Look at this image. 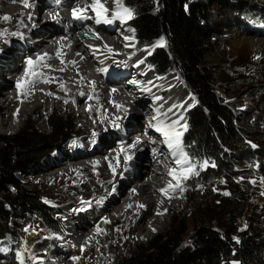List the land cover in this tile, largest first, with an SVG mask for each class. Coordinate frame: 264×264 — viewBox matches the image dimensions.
I'll return each mask as SVG.
<instances>
[{"label": "bare ground", "instance_id": "6f19581e", "mask_svg": "<svg viewBox=\"0 0 264 264\" xmlns=\"http://www.w3.org/2000/svg\"><path fill=\"white\" fill-rule=\"evenodd\" d=\"M106 2L109 9L114 8L113 0ZM29 3L31 7L25 8L19 0H0V18H11L7 22L0 21V32L7 30L5 35L0 36V134L10 133L20 122L40 111L54 109L58 103L62 104L60 109L68 115L78 118L90 116L85 121L78 119L82 128L74 133L76 140L69 142L64 152L54 153L52 159L44 160L37 167L39 172L30 179L53 194L65 191L75 194L59 197L60 203L58 200L52 205V209L58 213L55 232L60 235H49L52 238V251L43 254V264H81L80 261L97 264L96 258H90V253L103 249L102 241L107 235L109 237L107 233H96L97 226L102 229L106 227L107 224L103 223L105 218L111 225L118 222L128 224V227L122 228L124 241L128 242L150 239L167 227V215L177 209L184 210L185 193L191 190L189 184L192 179L186 182L183 192H160L171 179L168 176L169 168L175 165L153 125L154 117L158 115L157 109L159 113H165L169 108L172 109L168 112L171 119L183 115L185 120L182 123H185L194 106L191 98L194 94L180 73L176 76L168 73L156 78L157 69L149 64L144 65L145 62L139 63L142 59L145 61L148 53L143 51V57H135V44L132 43L136 39H125L133 36V32L129 31L132 28L128 26L132 19L123 24L116 21L98 25L90 10L89 19H74L72 9L91 4L92 0H61L59 5L56 0H29ZM127 5L138 13L144 3L139 8L132 7L131 3ZM53 16L58 19L53 20ZM40 22L56 25L45 30L39 26ZM57 27L61 29L57 30ZM117 28H122V31L118 29L115 33ZM108 48L112 51L109 52ZM58 51L60 58H57ZM45 53L50 57L45 62L54 70L42 71L45 77L55 78L54 81L37 84L31 94H27V88L18 90L16 85L24 76L26 61L29 58L35 60ZM61 59L65 61L64 64H61ZM117 65L121 67L117 68ZM139 66L145 72H138ZM61 68L64 70L59 71ZM61 84L65 86L63 90ZM60 91L65 95H61ZM163 93L167 94L165 98L161 97ZM89 108L91 111H88ZM92 113H96V117L91 116ZM141 118L145 126L143 122L139 123ZM40 120L46 122L44 118ZM113 121L119 124V128L114 126ZM93 133H96L95 137ZM137 139L142 143L137 144ZM133 144L136 146L130 147ZM101 145L103 149H100ZM188 146L186 150L198 163L195 150ZM149 147L156 150L155 154L153 150L150 151L151 157L147 155ZM122 148L133 157L127 163L121 154ZM61 158L64 160L60 161ZM110 165L116 167L115 176ZM92 175L96 185L89 186L90 190L88 187L90 195H79L82 191L79 192L76 184L70 182L79 176L87 179ZM80 184L81 187L90 185L87 181ZM169 196L172 198L169 199ZM82 201L91 202V206ZM81 208L86 210L79 211ZM24 226L28 231L19 248L27 247V257L34 243L47 235V229L39 223L29 224L28 221L24 222ZM89 237L92 239L89 240ZM82 246L84 251H81ZM74 257L79 259L74 260Z\"/></svg>", "mask_w": 264, "mask_h": 264}, {"label": "trees", "instance_id": "16d2710c", "mask_svg": "<svg viewBox=\"0 0 264 264\" xmlns=\"http://www.w3.org/2000/svg\"><path fill=\"white\" fill-rule=\"evenodd\" d=\"M147 1L126 0L132 7ZM158 2L159 13H148L142 9L128 26L135 29V39L142 46L152 45L164 37L166 46L156 48L148 57V63L163 75L173 71L180 73L195 95L196 105L188 113L189 130L184 138L185 143L193 147L196 157L212 162L218 169L200 173L195 182L209 181L208 177L215 178L217 174L231 176L233 172H242L246 167L254 170L264 166V151L253 148L250 143L261 141L258 136L260 121L247 113L231 115L213 90L214 70H211L216 53L214 42L222 40V32L217 28L221 26L218 24L239 26L244 21L250 22L253 17L261 15L257 12L258 8L263 9L264 1ZM217 10L221 13H216ZM261 92L263 90L252 93L251 97L264 101V92ZM45 119L47 132L40 131L32 119H27L16 134L0 137V241L15 234L10 227L11 219L22 213H37L51 226L50 216L55 211L42 205L35 192L25 188L16 177L18 174H33L39 163L52 153H62L76 126L55 111H49ZM194 141L196 145L193 146ZM218 145L234 151V155L219 156ZM238 178L245 179L242 175ZM204 212H208L207 219L211 220L197 225L189 246L180 245L187 235L186 217L173 216L168 230L157 234L147 244L137 245L118 264H222L229 256L241 264L262 263L264 235L258 226H251L248 235L244 232L236 235L233 226L238 214L233 211V206L221 203L215 218H211L213 211L205 209ZM233 237H236L235 243ZM108 252L117 256L122 254L110 247Z\"/></svg>", "mask_w": 264, "mask_h": 264}, {"label": "rangeland", "instance_id": "374dc122", "mask_svg": "<svg viewBox=\"0 0 264 264\" xmlns=\"http://www.w3.org/2000/svg\"><path fill=\"white\" fill-rule=\"evenodd\" d=\"M142 3L144 2H141V5ZM149 3H151L150 6H148ZM140 6H138V8ZM262 8H263L262 10L258 8L259 11L257 12V14H261L260 16L253 17L254 19H252L250 22L244 21L241 23L242 25L237 26L235 24L230 26L227 25L223 26V24H218L219 26H221V27L217 26V28L220 29V31L222 32L221 34L222 40L214 42L215 43L214 49L216 53L213 55V59L215 60V62L211 65V70H214L212 74L213 90L221 100L222 104L225 105L227 109L230 111L231 115L233 113L236 114L238 112L241 114L247 113L251 115V118L254 117V119L260 121L261 128L259 129L258 136L260 137L261 141H251L250 143L251 146L252 145L256 146V147L252 146L253 148H260L264 151V103H263L264 101L263 99L258 100L256 99V97L253 98L251 97L252 93H256L259 90L260 91L263 90L264 92V3L262 5ZM142 9H145L146 12L147 11L149 13L156 12L155 14H157L160 11V5L158 0H149L144 3L143 7H140L139 11H143ZM216 13L220 14L221 12L217 10ZM136 15L137 13H135V16ZM56 29L58 30L61 28L57 27ZM117 31L118 30H116L115 33ZM132 44H138V42L134 41ZM151 46L152 45H149V47L147 48H150ZM156 48H162V47H156ZM257 57H259V59H257ZM118 67L121 66L117 65V68ZM171 74L175 76L178 75L176 71L171 72ZM60 94L65 95L63 91H60ZM192 101L194 102V106H193L194 108L196 105V101L195 99H192ZM147 104L150 105L149 102ZM61 105H62L61 103H58L54 109H50L48 111H40L38 114L32 115L29 119H32L36 125V128L43 132H47L48 127L45 124V122L40 119L43 118L45 119V116L49 111H55L60 116L70 119L71 123H74L76 125L74 126L73 131L70 135L69 142H71L76 140V137L73 136L74 133H78V130L82 128L80 123L81 121L80 120L78 121V119L85 121L89 119L90 116L88 115L78 118L75 115H68L67 113L63 112L60 109ZM95 114L96 113H92L91 116L96 117ZM188 116L189 114L187 115V119H186L187 125H188ZM138 121L139 123L143 122V125L145 126L143 118L139 119ZM24 123L25 121L20 122V124H18L16 127L10 130L11 131L10 133L0 134V137L16 134L21 129ZM188 130L189 129L187 128V131ZM187 131L184 134V138ZM113 141L115 142L116 139H114ZM69 142L67 144H69ZM192 145L193 146L196 145L195 141L193 142ZM65 149L66 146L63 148L62 152H64ZM100 149H103L102 145L100 146ZM150 149H151L150 147L147 148V155L149 157H151ZM217 151H218V155L219 156L221 155V157L223 155H228V154L234 155L235 153L234 151L232 150L230 151L229 149L225 150L219 145ZM59 152L61 151L54 153H59ZM54 153L50 155L49 157L50 159H52V155ZM62 160L64 159L61 158L60 161ZM202 161L204 160L200 159L199 157L198 163ZM42 162H40L39 165ZM211 164L213 163L210 162V165ZM215 169L218 170L216 167L209 166L204 171H208V172L210 170L216 171ZM252 169H253L252 167L251 169L246 167L245 169H243L242 172H233V175L231 176L217 174L215 178L211 177L210 179L208 177L209 179L207 178V180L209 181H205V182L202 181L195 182V178L197 176L193 177L192 180L190 181L191 184H189L191 190L188 193H185L184 210L183 208L177 209L174 212L167 215L166 217L167 227L160 233H163L169 229L173 216L183 215L186 217L187 235L183 237L180 245L189 246L193 241L192 236L194 234L197 225H199L201 222L205 220L206 221L211 220V219H207L208 212L207 214H205L204 210L206 209V211H210V212L213 211L214 214L212 213L211 218H213V216L215 218L218 207L221 205V203H226L231 207L233 206V211L238 214L234 219V226H233L236 235H239L242 232L248 235L250 233L251 226L252 227L258 226L259 231L264 235V194H262L264 193V182H262V179H264V166L259 168L256 167L254 170ZM204 171H201L200 173ZM38 172H39L38 170L37 171L34 170L33 174L30 175L18 174L16 177L21 183L25 185V188H27L28 190H33L35 192L39 202L42 205H45L47 209H52L53 204L58 202L60 203L59 197L63 198L65 195H75L70 191L69 192L65 191L60 193L57 192L53 194L49 190H46L45 186L44 187L42 185L39 186V184L37 186V184L33 180H31L30 177H32ZM239 175H242L245 179L238 178ZM82 181H87L88 183H90V185L89 184L88 186L82 185L81 187L80 183ZM250 181H255V183H251ZM70 183L76 184L75 186L76 189L79 192L82 191L81 192L82 194L78 193L79 195H83L84 193H85L84 195H90L91 193V191H89L90 187L96 185L94 180V175L87 177V179H85L84 176H79ZM7 189L10 188L7 187ZM43 190L44 191L46 190L47 192L46 191L44 192ZM75 191L76 190H74V192ZM48 192L51 194V196L50 194H48ZM225 192L229 193V195H224ZM199 201L201 203H199ZM56 217H58V213L55 211V213L50 216L51 226L47 225V223L44 220H42L37 213H33V214L27 213V215L22 213L19 215V217L12 218L10 227L15 234L9 238H4L3 240H1L3 241V244H0V247L10 246L13 250L20 249L19 243H21V240L24 238L25 234H27L26 232L24 233V227H25L24 222L28 221L29 224L39 223L40 225L46 227L47 235L41 239L39 238L37 242L35 241L36 243H34L31 253H35L41 259L43 254L52 251L51 250L52 238L49 237V235L51 236L54 235L57 237H59L60 235L57 234V232H55L57 227L55 221ZM125 224L126 223H122V222L113 223V225L108 223L106 227H104V229H108V230H104V232L109 234V237L107 235V238H105L102 241L103 249H99V251L94 250L90 253V258L92 259L96 258L95 262H97V264H118L121 261V259L124 257V255L129 253V251H131L137 245L147 244L153 237L157 235L155 234L150 239H146V240L137 239V240H130L128 242L127 241L125 242L122 232L123 231L122 228L124 229L128 227V224L126 225ZM212 227H213V222H212ZM213 229L215 231L217 230L215 228ZM235 240L236 237H233L234 243ZM9 241L11 242L10 244ZM109 247L112 250L118 249L119 251H121L122 254L118 256L113 255L112 253L108 252ZM97 258L99 260H97ZM81 259L84 260V257H82ZM233 261H235L236 264H241L235 258L230 256L225 258L222 261V264H232ZM53 262L54 261H51V263ZM80 263L85 264L84 261H80ZM0 264H17L14 251L9 252L7 254L0 253ZM26 264H32V262L26 259ZM259 264H264V254L262 258V263Z\"/></svg>", "mask_w": 264, "mask_h": 264}, {"label": "snow or ice", "instance_id": "6c2138e0", "mask_svg": "<svg viewBox=\"0 0 264 264\" xmlns=\"http://www.w3.org/2000/svg\"><path fill=\"white\" fill-rule=\"evenodd\" d=\"M13 2H16V0H13ZM19 2L22 4L23 7L28 8L31 7V4L29 3V0H19ZM61 0H56V4L59 5ZM114 8L109 9L107 7L106 0H92L91 4H85L84 7H76L72 9V16L76 20H84L89 19L88 16L89 10L95 15V23L96 24H112L116 21H119L120 23H127L129 20L135 18V10L132 9L130 6L126 4V0H113ZM11 18L9 16H4L0 18V21L7 22ZM29 19L31 17L29 16ZM53 20H57V16L52 17ZM22 23V22H21ZM129 31L133 32L132 37H125L126 40L135 39V29H129ZM7 30L5 29L3 32H0V36L5 35ZM11 35H17V33H11ZM5 43H8L7 40L4 41ZM166 46V41L164 37H160L155 44H153L150 48L144 49L149 55L152 54V52L155 50L156 47H164ZM108 51L111 52L112 49L108 48ZM79 55V53H77ZM47 53L43 55H38L35 60L29 58L26 61L27 67L24 70V76L17 82V89H29V93L31 94V90L35 88V86L39 83H51L54 81L55 78H48L45 77L44 72L42 69H51V66L47 64L45 61L49 59ZM57 58H60L59 51L57 52ZM259 59V57H257ZM61 64H64L65 61L61 59ZM145 61L142 59L139 61L140 64L144 63ZM64 69H59V71H63ZM61 89H64V85H60ZM115 91V90H113ZM18 94H25V93H18ZM49 95H51L49 93ZM83 95V94H82ZM192 99H195V97H191ZM116 107L121 108L123 111H127V109H124L123 106L117 105ZM88 111H91L89 108ZM172 109L169 108L168 112H171ZM168 112L165 113H159V109H157L158 115L154 117L155 124L153 125V128L156 133L159 134V137L162 138L161 143L165 145L168 152L170 153L173 163L175 167H170L168 170V176L171 177L170 181L168 182L165 189H161L160 192L162 194H167L169 190L171 191H180L183 192L186 190V182L192 179L193 177L199 176L201 171H204L207 169V167L212 166L215 167L214 164L210 165V162L208 160H204L202 162H194L189 152L186 150L188 145L184 142V134L187 131L188 125L187 123H182V121L185 120L184 116L181 115L176 119H171V117L168 116ZM161 116L164 118L161 119ZM113 124L115 127L119 128V124H116L115 121H113ZM96 136V133H93V137ZM94 142V140H93ZM137 144L142 143L139 139L136 141ZM155 143V141H153ZM136 145L133 144L130 147H135ZM253 147H256L255 145H252ZM156 150L153 149V153L155 154ZM121 154L124 157L125 162L132 160L133 157L127 153V150L121 149ZM118 160V158H117ZM111 171L113 176L116 175V167H113L110 165ZM127 170V169H125ZM173 181L175 183H173ZM251 183H255V181H250ZM262 182H264V179H262ZM112 191H115V185H113ZM215 191V189H214ZM264 194V193H262ZM224 195H229V193L225 192ZM169 199L172 197L169 196ZM47 202V201H45ZM82 203L91 206V202L88 201H82ZM131 207V206H129ZM138 207L144 208V205H138ZM85 208L79 209V211H84ZM159 214V213H158ZM103 223L108 224L110 223L107 218L104 219ZM118 230V229H117ZM155 231V229H153ZM25 232L28 231V228L24 229ZM97 235L100 234H106L104 232V229L97 226L96 228ZM92 237H89V240H91ZM11 242L9 241V244ZM98 243V242H97ZM0 244H3V241H0ZM84 247H81V251H84ZM14 251L17 264H26V259L28 261H31L32 264H43V260L40 259L35 253H29L27 257L25 256V253L27 252V247L13 250L10 246L9 247H0V253H9ZM99 251V249H97ZM74 260H78V257H74ZM232 264H236L235 261L232 262Z\"/></svg>", "mask_w": 264, "mask_h": 264}]
</instances>
